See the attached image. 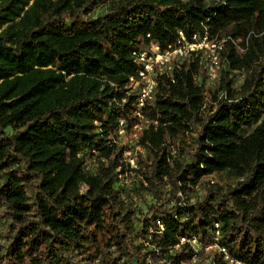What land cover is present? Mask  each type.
<instances>
[{
	"label": "trees",
	"instance_id": "trees-1",
	"mask_svg": "<svg viewBox=\"0 0 264 264\" xmlns=\"http://www.w3.org/2000/svg\"><path fill=\"white\" fill-rule=\"evenodd\" d=\"M180 33L224 41L216 78L175 59L141 119L133 53ZM237 263L264 264V0H0V264Z\"/></svg>",
	"mask_w": 264,
	"mask_h": 264
},
{
	"label": "built area",
	"instance_id": "built-area-1",
	"mask_svg": "<svg viewBox=\"0 0 264 264\" xmlns=\"http://www.w3.org/2000/svg\"><path fill=\"white\" fill-rule=\"evenodd\" d=\"M180 36L181 39L175 45H170L164 50H160L156 44H151L149 47L133 53V62L137 65L138 71L134 76L129 78V81L131 82L132 87H139L140 90L138 107L135 113L141 119V111L145 107V103L152 100L157 84L156 74L160 73L162 75L167 71H171V63L175 59L184 58L191 54L196 56L199 53H202V55L208 59L207 70L209 81H213L216 78L219 52L222 49V43L224 41H212L207 35L201 37L194 35L191 40H186L181 33ZM134 128L136 129L137 126ZM122 133L123 131L120 130L119 134ZM134 136H136V134H134ZM136 151H139V149L136 148ZM125 162L129 165V168H136L135 159L130 157V152L125 154ZM218 234V231H216V242H218ZM185 241L186 239H181V242ZM195 243L196 241L193 240L192 244ZM211 247L218 248L219 252L224 254L225 259L229 258L225 248L219 247L217 244H214Z\"/></svg>",
	"mask_w": 264,
	"mask_h": 264
},
{
	"label": "rangeland",
	"instance_id": "rangeland-1",
	"mask_svg": "<svg viewBox=\"0 0 264 264\" xmlns=\"http://www.w3.org/2000/svg\"><path fill=\"white\" fill-rule=\"evenodd\" d=\"M241 80H242V76L241 75H239L237 78H236V84H238V83H240L241 82ZM133 181V178H132V176L131 175H128V179L126 180V183H128V188H127V190L129 189V191L126 193V194H129V195H131L130 193L132 192L131 190H130V183ZM133 193V192H132ZM131 196H133V194L131 195ZM134 197V196H133Z\"/></svg>",
	"mask_w": 264,
	"mask_h": 264
}]
</instances>
